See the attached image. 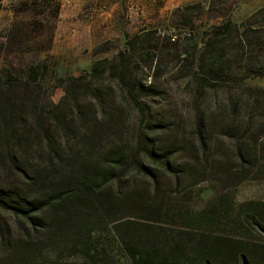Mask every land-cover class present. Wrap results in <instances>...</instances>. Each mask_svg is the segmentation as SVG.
<instances>
[{
	"label": "trees",
	"instance_id": "trees-1",
	"mask_svg": "<svg viewBox=\"0 0 264 264\" xmlns=\"http://www.w3.org/2000/svg\"><path fill=\"white\" fill-rule=\"evenodd\" d=\"M60 7L61 0H16L18 19L0 43V53L18 61L0 68V264H264V202L235 209L225 195L195 210L190 197L220 137L231 141L227 172L264 174V122L253 119L264 117V89L246 83L264 77V8L239 24L215 0L184 8L221 21L202 32L200 51L180 58L193 117L169 122L143 101L153 85L129 65L143 52L158 58L138 36L113 58L47 85ZM150 71V80L161 78V69ZM55 88L63 91L56 103ZM207 91L220 116L244 115L243 129L225 120L215 126Z\"/></svg>",
	"mask_w": 264,
	"mask_h": 264
},
{
	"label": "rangeland",
	"instance_id": "rangeland-1",
	"mask_svg": "<svg viewBox=\"0 0 264 264\" xmlns=\"http://www.w3.org/2000/svg\"><path fill=\"white\" fill-rule=\"evenodd\" d=\"M209 0H61L59 19L54 31L52 47L48 52L49 74L47 85L53 87L58 78L77 76L82 71L90 69L91 64L98 59H111L118 50L125 47L126 39L138 36L139 45H150L155 58L152 62L143 53L135 55L130 60L134 75L146 83L153 85L152 96L142 97L158 116L169 122L190 121L192 115L193 93L191 86L185 87L186 80L181 78L179 69L183 67L180 58L188 51L202 49V32L211 25L218 24L221 18L200 12L184 10L186 6L201 4L207 6ZM218 10H222L239 24L249 18L259 9L264 8V0H215ZM16 0H3L0 5V43L6 42L9 32L18 19L14 15ZM216 10V11H218ZM23 16V15H22ZM21 16V17H22ZM187 17V18H185ZM190 17V18H189ZM192 17V19H191ZM191 19V23L186 22ZM190 33V35H188ZM106 44L104 52L94 53V49ZM44 58L43 53L38 54ZM31 56V54H28ZM15 55L0 53V68L12 61L18 65ZM138 67V68H137ZM140 69V70H138ZM150 69H161L162 76L157 81L150 80ZM111 99L118 101L120 88L112 78H109ZM246 83L251 87L264 89V77L249 78ZM237 90L235 93H240ZM224 100L225 93L219 92ZM63 96L60 88L53 89L51 100L56 103ZM140 97V98H141ZM216 95L207 91L203 100L204 106H210L215 126L226 125L244 128V115L233 116L232 119L220 116L215 108ZM263 108L264 104H259ZM262 105V106H261ZM204 108V107H202ZM131 123L136 124V113L130 109ZM255 114L254 126L262 125L264 117ZM246 120V119H245ZM217 138V135H215ZM211 143L214 156L212 167L203 170L202 178L191 188V204L199 210L208 204L217 205L220 196H227L235 209L249 202H264V174L258 179H244L243 174L227 172L222 166L223 152L229 151L231 141L226 137L217 138ZM187 155L182 153L179 163H187ZM264 170V169H263ZM189 180H186L187 183ZM127 264V263H123Z\"/></svg>",
	"mask_w": 264,
	"mask_h": 264
},
{
	"label": "built area",
	"instance_id": "built-area-1",
	"mask_svg": "<svg viewBox=\"0 0 264 264\" xmlns=\"http://www.w3.org/2000/svg\"><path fill=\"white\" fill-rule=\"evenodd\" d=\"M188 35H190V33Z\"/></svg>",
	"mask_w": 264,
	"mask_h": 264
}]
</instances>
